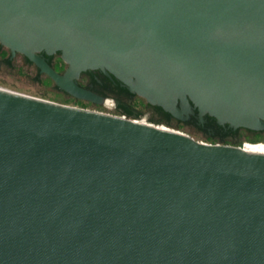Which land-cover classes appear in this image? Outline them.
Instances as JSON below:
<instances>
[{"label": "water", "instance_id": "95a60500", "mask_svg": "<svg viewBox=\"0 0 264 264\" xmlns=\"http://www.w3.org/2000/svg\"><path fill=\"white\" fill-rule=\"evenodd\" d=\"M0 43L78 100L118 104L79 85L100 69L264 130V0H0ZM0 264H264V144L0 87Z\"/></svg>", "mask_w": 264, "mask_h": 264}, {"label": "trees", "instance_id": "16d2710c", "mask_svg": "<svg viewBox=\"0 0 264 264\" xmlns=\"http://www.w3.org/2000/svg\"><path fill=\"white\" fill-rule=\"evenodd\" d=\"M63 61V60H62ZM13 67V66H11ZM33 80L41 82V73L38 72L33 76ZM56 89H59L56 86ZM105 98H112L116 104L118 112L132 118H142L148 115L150 122L157 124H165L171 127L190 126L197 131L204 134V136L210 141H219L224 143L240 144L244 139L258 142L261 140L255 131L247 130V133L242 132V128L233 129L228 124L220 125L217 123L216 118L206 115L205 122L201 123L197 115L191 116L188 121H180L174 118L170 113L166 112L162 107L149 104L146 100L138 95L131 94L127 91H101L99 92ZM82 104H86L80 101ZM85 106V105H84ZM177 125V126H176Z\"/></svg>", "mask_w": 264, "mask_h": 264}, {"label": "rangeland", "instance_id": "374dc122", "mask_svg": "<svg viewBox=\"0 0 264 264\" xmlns=\"http://www.w3.org/2000/svg\"><path fill=\"white\" fill-rule=\"evenodd\" d=\"M35 74L36 68L32 65L24 64L22 57H19L16 61L15 69L0 68V87L62 103L122 115L120 114V112H118L116 106L113 107L104 104L98 105L95 103L89 104L88 102H86V104L77 103L70 97L66 96L62 91L56 89L53 81H51L50 78H47L46 75H43L41 77V82L34 81L33 76H35ZM139 119L150 122L148 119V115H145L144 117ZM178 128L191 134L199 140L210 141L204 136V134L197 131L193 127L182 126ZM260 139L264 140V138Z\"/></svg>", "mask_w": 264, "mask_h": 264}, {"label": "flooded vegetation", "instance_id": "af4514ba", "mask_svg": "<svg viewBox=\"0 0 264 264\" xmlns=\"http://www.w3.org/2000/svg\"><path fill=\"white\" fill-rule=\"evenodd\" d=\"M41 55L44 56L47 59V61L51 64V66H53L58 72L63 73L64 70L66 69L67 64L64 61H62L60 52L54 53L52 55H49L45 52H41ZM19 57H22L24 64L34 66L36 68V74L38 72H40L39 68L33 62H31L25 55H23L19 52L14 54L9 48H7L6 46H4L0 43V68L15 69L16 61L18 60ZM11 66H13V67H11ZM43 75H46V74L41 73V77ZM47 78H49V77L47 76ZM78 83L82 87L90 89V90H92L98 94H100L99 92L105 91V90L115 91V92L128 90V88L125 85H123L121 81L116 79L114 76H110V75L106 74L105 72L101 71L100 69L87 70V71L83 72L81 74L79 80H78ZM55 87H56V85H55ZM58 90L62 91L61 89H58ZM62 92L66 96L73 99L75 102L81 103L80 101H82V100H78V99L70 96L68 93H66L64 91H62ZM133 95H135V94H133ZM83 102L86 103V101H83ZM88 103L92 104L90 102H88ZM242 129H243L242 132H244V133H247V130H249V129H245V128H242ZM251 131H253V130H251ZM255 132L258 133L257 136L264 138V130L255 131Z\"/></svg>", "mask_w": 264, "mask_h": 264}, {"label": "built area", "instance_id": "2783aa9c", "mask_svg": "<svg viewBox=\"0 0 264 264\" xmlns=\"http://www.w3.org/2000/svg\"><path fill=\"white\" fill-rule=\"evenodd\" d=\"M244 143H248V144H259V143H264L263 141H258V142H252L249 140L244 139L240 144H238L239 146L244 147Z\"/></svg>", "mask_w": 264, "mask_h": 264}, {"label": "bare ground", "instance_id": "6f19581e", "mask_svg": "<svg viewBox=\"0 0 264 264\" xmlns=\"http://www.w3.org/2000/svg\"><path fill=\"white\" fill-rule=\"evenodd\" d=\"M260 144H264V143H260Z\"/></svg>", "mask_w": 264, "mask_h": 264}]
</instances>
